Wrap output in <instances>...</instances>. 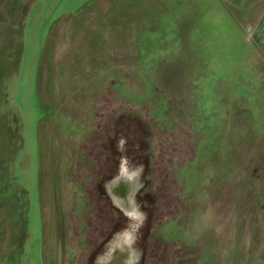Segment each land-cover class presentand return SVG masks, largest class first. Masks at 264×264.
Instances as JSON below:
<instances>
[{"label":"rangeland","instance_id":"rangeland-1","mask_svg":"<svg viewBox=\"0 0 264 264\" xmlns=\"http://www.w3.org/2000/svg\"><path fill=\"white\" fill-rule=\"evenodd\" d=\"M0 0V264H98L116 151L151 118L149 264H264V0Z\"/></svg>","mask_w":264,"mask_h":264},{"label":"water","instance_id":"water-1","mask_svg":"<svg viewBox=\"0 0 264 264\" xmlns=\"http://www.w3.org/2000/svg\"><path fill=\"white\" fill-rule=\"evenodd\" d=\"M151 118L117 151L98 264H149Z\"/></svg>","mask_w":264,"mask_h":264},{"label":"crops","instance_id":"crops-1","mask_svg":"<svg viewBox=\"0 0 264 264\" xmlns=\"http://www.w3.org/2000/svg\"><path fill=\"white\" fill-rule=\"evenodd\" d=\"M235 4H247V3H252L251 0H232ZM258 2L256 4H259L262 2V0H257Z\"/></svg>","mask_w":264,"mask_h":264}]
</instances>
